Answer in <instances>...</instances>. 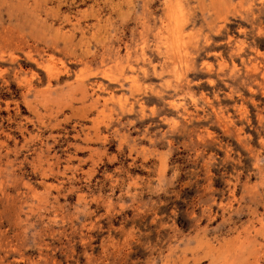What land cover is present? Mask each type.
I'll return each mask as SVG.
<instances>
[{
  "label": "clouds",
  "instance_id": "9594fccd",
  "mask_svg": "<svg viewBox=\"0 0 264 264\" xmlns=\"http://www.w3.org/2000/svg\"><path fill=\"white\" fill-rule=\"evenodd\" d=\"M240 20L264 38V0H0V264H264V132L143 180L116 139L175 32L195 61Z\"/></svg>",
  "mask_w": 264,
  "mask_h": 264
},
{
  "label": "rangeland",
  "instance_id": "374dc122",
  "mask_svg": "<svg viewBox=\"0 0 264 264\" xmlns=\"http://www.w3.org/2000/svg\"><path fill=\"white\" fill-rule=\"evenodd\" d=\"M242 27H247L243 20L230 23L233 42L215 37L208 54L195 61L181 51L189 40L174 33L165 55L175 63L164 70L172 75L160 81L165 90L136 97L132 118L122 121L125 126L116 135L128 151L126 158L138 165L132 170L137 179L153 170L163 174L170 165L195 172L217 160L226 163L235 147L247 148L253 134L264 132V66L249 54L253 42L264 52V38L242 37L237 31ZM241 41L249 46L243 52L236 47ZM132 88L139 92L141 85ZM109 151H116L114 144Z\"/></svg>",
  "mask_w": 264,
  "mask_h": 264
}]
</instances>
